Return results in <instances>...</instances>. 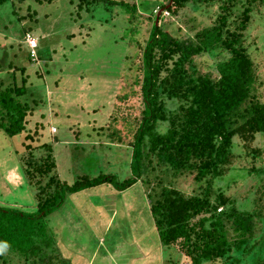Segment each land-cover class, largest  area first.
<instances>
[{
	"label": "trees",
	"instance_id": "1",
	"mask_svg": "<svg viewBox=\"0 0 264 264\" xmlns=\"http://www.w3.org/2000/svg\"><path fill=\"white\" fill-rule=\"evenodd\" d=\"M53 1L61 0H0V6L10 4L19 10L24 6L30 12L32 3ZM64 1L77 21L97 9L119 6L133 14L138 8L136 3L114 0ZM217 2L221 13L215 23L199 29L193 38L151 26L141 47L139 90L132 97L118 98L121 113L106 125L107 138L131 150V177L118 181L115 175L104 174L66 185L53 172L50 146H40L44 156H34L35 147L26 144L35 158L26 162L25 175L39 185L36 211L0 206V247L22 264H72L56 249L55 235L43 219L66 195L83 188L109 183L122 192L140 182L159 249L179 245L190 264H264V166L259 165L261 151L250 147L264 135L260 93L264 82L244 45L253 6H264V0H164L158 8L177 16L187 4L200 11ZM237 2L242 10L232 21ZM25 3L29 5H20ZM15 71L23 74L25 68ZM14 73L8 86L2 87L0 78V128L9 137L25 132L31 139L26 118L39 99L30 94L24 78L17 84ZM186 179L190 190L181 188ZM248 181L252 183L247 190L240 192ZM226 221L233 225L232 235H227ZM1 259L2 264L13 262Z\"/></svg>",
	"mask_w": 264,
	"mask_h": 264
},
{
	"label": "rangeland",
	"instance_id": "2",
	"mask_svg": "<svg viewBox=\"0 0 264 264\" xmlns=\"http://www.w3.org/2000/svg\"><path fill=\"white\" fill-rule=\"evenodd\" d=\"M114 1L129 6L136 3L137 12L127 14L116 6L94 10L77 21L64 0L32 3L30 12L24 6L22 10L10 4L0 6L2 87L13 83L10 74L15 72L17 84L24 78L30 94L39 99L26 118L31 139L25 138V132L9 137L0 128L1 207L36 211L39 185L27 178L25 171L26 162L35 159L32 154L44 156L40 146H50L53 172L66 185L104 174L115 175L118 181L131 177V150L107 138L106 125L111 116L121 113L116 106L118 98L123 94L132 97L139 90L138 66L152 24L163 26L175 37L193 38L199 29L214 24L221 13L219 2L200 11L187 4L174 16L158 8L164 0ZM241 10L237 2L232 21ZM25 32L37 42L32 59L24 43ZM244 45L264 82V6L260 4L253 6ZM16 67H24V73L16 72ZM260 93L264 102V86ZM26 144L35 147L32 154ZM250 147L261 151L259 165L264 166V135H258ZM236 174L231 175L237 178ZM189 181L180 184L183 190H190ZM248 182L240 192L247 190L252 181ZM144 190L140 182L122 192L109 183L83 188L66 195L43 219L44 226L54 233L56 249L72 264H190L179 245L158 248ZM232 226L227 223V235L233 234ZM3 252L0 264L2 257L13 259L7 264H22L12 253Z\"/></svg>",
	"mask_w": 264,
	"mask_h": 264
},
{
	"label": "built area",
	"instance_id": "3",
	"mask_svg": "<svg viewBox=\"0 0 264 264\" xmlns=\"http://www.w3.org/2000/svg\"><path fill=\"white\" fill-rule=\"evenodd\" d=\"M25 42H26L27 46L30 49V53H35L34 50H35V48L37 46L36 40L32 36L27 34L26 37H25Z\"/></svg>",
	"mask_w": 264,
	"mask_h": 264
},
{
	"label": "clouds",
	"instance_id": "4",
	"mask_svg": "<svg viewBox=\"0 0 264 264\" xmlns=\"http://www.w3.org/2000/svg\"><path fill=\"white\" fill-rule=\"evenodd\" d=\"M28 34V33H27ZM29 35V34H28ZM24 43L26 44V42H25V39H24ZM27 45V44H26ZM28 47V46H27ZM37 47V46H36ZM28 49H29V47H28ZM36 49V48H35ZM29 52H30V49H29ZM30 58L32 59V57H31V53H30ZM4 251V248L3 247H0V252H3Z\"/></svg>",
	"mask_w": 264,
	"mask_h": 264
},
{
	"label": "water",
	"instance_id": "5",
	"mask_svg": "<svg viewBox=\"0 0 264 264\" xmlns=\"http://www.w3.org/2000/svg\"><path fill=\"white\" fill-rule=\"evenodd\" d=\"M159 15H160V14H159ZM159 15H157L156 20H158V16H159Z\"/></svg>",
	"mask_w": 264,
	"mask_h": 264
}]
</instances>
